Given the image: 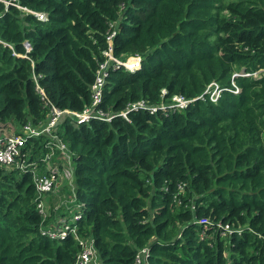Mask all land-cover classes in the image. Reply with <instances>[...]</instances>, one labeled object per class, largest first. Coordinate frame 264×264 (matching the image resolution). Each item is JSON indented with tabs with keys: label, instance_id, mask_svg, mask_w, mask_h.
<instances>
[{
	"label": "trees",
	"instance_id": "1",
	"mask_svg": "<svg viewBox=\"0 0 264 264\" xmlns=\"http://www.w3.org/2000/svg\"><path fill=\"white\" fill-rule=\"evenodd\" d=\"M111 34L115 58H142L108 70L97 110L113 118L53 132L72 153L78 239L42 236L53 207L42 223L32 174L0 169V264H75L90 239L102 264H264V0H2L0 127L92 107ZM55 141L30 138L23 158Z\"/></svg>",
	"mask_w": 264,
	"mask_h": 264
},
{
	"label": "built area",
	"instance_id": "2",
	"mask_svg": "<svg viewBox=\"0 0 264 264\" xmlns=\"http://www.w3.org/2000/svg\"><path fill=\"white\" fill-rule=\"evenodd\" d=\"M2 1V0H0ZM4 2V1H3ZM14 1L5 2L7 5H14ZM20 8V7H19ZM26 9V8H23ZM40 20L46 21L47 16L42 13H34ZM113 36L111 34L108 37L109 50L105 52L108 56V61L101 66L98 71L97 81L93 86V105L90 108H86L83 112H76L71 110L61 111L56 107H52L51 117L44 129L34 130L31 127L24 128V135L16 134L12 130L0 127V169L1 170H12L16 169L22 173L32 174L36 187V202L38 213L41 215V222L44 223L49 217V209L53 207V217L46 225L45 228L41 229L42 236L52 239V240H64L70 234H73L76 239L78 226L77 223L82 218V206L80 204H75V199H68L69 204L63 207H56L54 205L46 204L45 197L49 196L57 184V178L60 174L58 171L60 168L62 170V165L58 163L59 159L67 160L70 165V170L72 169V153L63 143V141L53 133L59 124L64 123L66 118L72 117L74 120L80 122H89L92 118H102L110 121L114 115H105L103 118L102 112L98 111V105L102 102L103 88L105 84V78L108 75V70L111 67L120 68L123 67L126 70L135 72L141 68V57H128L125 60L115 58L113 55ZM25 47L28 51H31L32 46L30 43H25ZM217 90V89H216ZM219 90H217L218 92ZM42 97H45V93L42 89H39ZM220 92V91H219ZM219 92L215 94V98L211 97L213 100H217ZM174 101L177 106L186 107L187 101L181 97H174ZM146 108L153 112H156L157 108L148 106L144 101L134 103L131 105V109ZM124 117H127V112L122 113ZM72 120V121H74ZM75 122V121H74ZM8 131H12L8 133ZM53 135L56 140L54 143L49 145V153L44 157L38 158L36 160L27 161L23 158L22 150L26 145L27 141L33 137H39L40 135ZM67 157V158H66ZM55 165L58 167H55ZM57 168V172L55 169ZM72 172V171H71ZM71 186V185H70ZM73 189V188H72ZM74 193V192H73ZM71 202V203H70ZM82 250L77 256L75 264H102L97 256V251L94 245L93 239L89 241H81ZM143 254L148 256L149 250L145 249L142 251ZM141 263L139 258L138 264Z\"/></svg>",
	"mask_w": 264,
	"mask_h": 264
},
{
	"label": "rangeland",
	"instance_id": "3",
	"mask_svg": "<svg viewBox=\"0 0 264 264\" xmlns=\"http://www.w3.org/2000/svg\"><path fill=\"white\" fill-rule=\"evenodd\" d=\"M142 64V60L140 61ZM264 74V71L262 72V75ZM257 78H260L261 75L260 74H256ZM219 92V91H218ZM216 89L212 90L211 93V97L215 98V94L218 93ZM220 94V93H219ZM6 127V126H4ZM12 131H8V133H11ZM67 158V157H66ZM58 163H60L62 165V170L60 168H58L56 165L55 167H57L59 169V175L57 178V184L55 187V191H53L51 194H49V196L45 197L46 200V204H52L56 207H63L69 204V200L71 199V192H73V189L68 190L67 188L73 184V176H72V172L70 170V165L68 163L67 160L64 159H59ZM57 168L55 169V171L57 172ZM69 192V194H68ZM73 195V194H72ZM71 203V202H70Z\"/></svg>",
	"mask_w": 264,
	"mask_h": 264
}]
</instances>
